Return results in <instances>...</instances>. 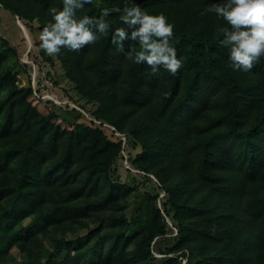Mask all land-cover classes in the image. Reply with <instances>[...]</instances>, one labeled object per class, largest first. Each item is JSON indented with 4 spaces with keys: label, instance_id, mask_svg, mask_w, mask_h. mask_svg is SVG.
Listing matches in <instances>:
<instances>
[{
    "label": "trees",
    "instance_id": "16d2710c",
    "mask_svg": "<svg viewBox=\"0 0 264 264\" xmlns=\"http://www.w3.org/2000/svg\"><path fill=\"white\" fill-rule=\"evenodd\" d=\"M221 2L85 4L77 19L120 9L105 17L107 34L79 52L40 48L38 65L58 63L89 110L39 98L43 88L22 85L0 50V264H264V58L233 70L221 44L231 25L206 11ZM126 4L175 26L177 75L126 59L135 41L123 51L111 43L116 28L132 30L120 19ZM1 8L40 34L63 0H0ZM45 72L51 90L71 99ZM138 178L157 188L145 194L144 226L130 233Z\"/></svg>",
    "mask_w": 264,
    "mask_h": 264
},
{
    "label": "clouds",
    "instance_id": "9594fccd",
    "mask_svg": "<svg viewBox=\"0 0 264 264\" xmlns=\"http://www.w3.org/2000/svg\"><path fill=\"white\" fill-rule=\"evenodd\" d=\"M91 3L92 0H63L62 10L51 9L54 22L46 24L39 37L40 47L47 55L56 56L62 48L79 52L95 43L99 38L97 34H107L109 23L105 17L120 9L104 8L99 18L86 15L77 19V11ZM206 11L215 13L231 25V29H223L221 44L230 48L229 60L233 70L252 71L256 63L264 58V0H223L213 3ZM120 19L132 30L129 34L124 28H116L111 43L119 51H123V42L129 39L140 46L139 50L131 48L126 59L135 64L146 63L154 74L163 67L171 75H177L182 60L170 43L175 26L163 13L150 15L139 5L126 4Z\"/></svg>",
    "mask_w": 264,
    "mask_h": 264
},
{
    "label": "rangeland",
    "instance_id": "374dc122",
    "mask_svg": "<svg viewBox=\"0 0 264 264\" xmlns=\"http://www.w3.org/2000/svg\"><path fill=\"white\" fill-rule=\"evenodd\" d=\"M24 25L25 24H23L22 21H18V18H16V16H14L8 10H5L3 8L0 9V50H2L6 54V63L13 69L14 73L17 74L19 82L22 85H28L29 83H31L33 86L34 72L38 70L37 79H40L41 75L44 74H42L43 70L46 69V71H50L51 73L53 72L55 74V79L58 82V86L62 90L64 89L65 92L70 95L71 99L67 97H64L62 99L64 101L63 107H66V104L69 102L72 103V107L75 105H84L87 107L86 109L89 110V108H91V105L86 102L85 98L82 99L80 97V95L74 89L73 83L69 81V79L64 74L63 69L58 63L55 66H51L47 61L48 63L42 62L47 63V65L42 63V66L38 65V59L40 61V58H44L39 52V49L41 48V43H39L40 34L37 30L36 23H33L32 25L28 23V27L30 26L28 29H26V26ZM36 42L38 45H36ZM35 45L37 46V48ZM31 79L32 82H30ZM97 125H99L98 122ZM117 168L118 174H120L121 178L124 181L128 180L130 182L132 178L129 177V173L127 172V169L122 162L117 163ZM134 184H138L140 190L135 191L131 195L129 199L128 209L126 211L132 225L130 233H134L144 226V221L146 219L147 213V197L145 194L147 192L156 194L155 189L157 188V185L154 184L153 180L149 181L144 178H138L136 181L132 182V185ZM141 210L145 212V215H142L140 213ZM167 221L169 223L170 218H168ZM170 238L171 235H168L166 238L167 240H165L166 242H164V245L161 244L162 248H166L169 245ZM13 253L17 254L18 252L16 249H14ZM156 254L159 258L164 256L160 253Z\"/></svg>",
    "mask_w": 264,
    "mask_h": 264
},
{
    "label": "built area",
    "instance_id": "2783aa9c",
    "mask_svg": "<svg viewBox=\"0 0 264 264\" xmlns=\"http://www.w3.org/2000/svg\"><path fill=\"white\" fill-rule=\"evenodd\" d=\"M18 21H20L18 19ZM35 70H36V67H35ZM46 73L45 72L43 75H41L40 79H37L38 77V70L34 72L33 74V88L35 90H37L39 88V86L41 88H43V91L42 93H39L37 91H35L36 95L39 97V98H42V99H50L52 100L55 104H57L58 106H63V98L60 99V97L51 90V88L54 86V82H53V79L51 77H48L46 76ZM70 105L72 107V103H67L66 105ZM75 105V104H74ZM78 108L80 109L78 106H73V108ZM125 136H123V140L125 141Z\"/></svg>",
    "mask_w": 264,
    "mask_h": 264
}]
</instances>
